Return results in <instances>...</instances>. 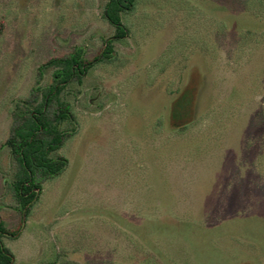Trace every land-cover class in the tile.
Here are the masks:
<instances>
[{
	"label": "rangeland",
	"instance_id": "1",
	"mask_svg": "<svg viewBox=\"0 0 264 264\" xmlns=\"http://www.w3.org/2000/svg\"><path fill=\"white\" fill-rule=\"evenodd\" d=\"M106 2L0 0V219L19 231L2 238L12 264H264L262 0H137L115 60L63 92L74 136L55 155L67 167L22 215L3 146L10 113L51 85V57L99 52L114 31Z\"/></svg>",
	"mask_w": 264,
	"mask_h": 264
},
{
	"label": "trees",
	"instance_id": "2",
	"mask_svg": "<svg viewBox=\"0 0 264 264\" xmlns=\"http://www.w3.org/2000/svg\"><path fill=\"white\" fill-rule=\"evenodd\" d=\"M136 2L107 0L102 18L114 31L109 39L103 40L99 52L91 60L84 58L81 49L51 57L44 64V68L55 70L51 85L31 88L28 96L11 111L9 132L3 146L9 149L15 163L14 181L10 186L23 216L39 200L44 184L59 177L67 167L66 158L55 155L74 136V131L63 128L75 121L73 105L64 100L63 92L71 84L80 85L95 65L115 60L114 44L129 36L125 20L135 10ZM2 26L0 23V34ZM194 122L190 120L176 131L184 133ZM18 234L19 231H7L0 219V264H12V256L3 246L2 238H16Z\"/></svg>",
	"mask_w": 264,
	"mask_h": 264
}]
</instances>
